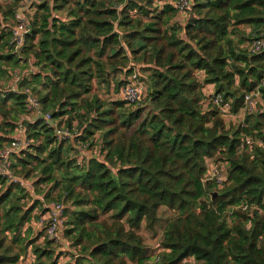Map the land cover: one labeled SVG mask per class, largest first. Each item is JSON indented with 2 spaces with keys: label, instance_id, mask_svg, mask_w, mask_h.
<instances>
[{
  "label": "trees",
  "instance_id": "16d2710c",
  "mask_svg": "<svg viewBox=\"0 0 264 264\" xmlns=\"http://www.w3.org/2000/svg\"><path fill=\"white\" fill-rule=\"evenodd\" d=\"M21 1L0 2V69L22 61L10 46L13 24H6ZM157 1L162 6L156 0L38 5L23 50L34 72L19 87L38 96L56 127L43 119L25 122L35 144L13 157L15 167L27 178L41 173L36 186H50L46 204L72 207L63 231L76 251L72 264H264V50L242 48L246 40L264 38V0H192L193 16L183 25L173 4ZM130 65L148 74L146 101L120 99L128 80L118 83L116 99L92 96L95 84L110 87L114 75L131 78ZM208 87L231 102L232 114L251 92L258 90L263 103L244 124L228 127L208 103ZM26 113L24 95L0 92L2 133L12 135ZM64 118L67 127L79 122L83 129L58 142ZM97 134L104 160L79 164V144L96 147ZM246 137L261 145L241 149ZM2 142L8 141L0 134ZM209 160L227 166L223 189L204 181ZM6 183L0 177L1 188ZM27 195L15 184L0 194V264H20L30 255L34 264H60L56 243L25 229L47 213L42 208L34 215L41 202L27 208ZM162 210L170 216L157 259L147 255L140 232L144 226L156 231Z\"/></svg>",
  "mask_w": 264,
  "mask_h": 264
},
{
  "label": "built area",
  "instance_id": "2783aa9c",
  "mask_svg": "<svg viewBox=\"0 0 264 264\" xmlns=\"http://www.w3.org/2000/svg\"><path fill=\"white\" fill-rule=\"evenodd\" d=\"M170 4H173L177 9L179 15H189V11L192 10L193 2L192 0H169ZM30 10L27 5H22L14 10V27L11 30L10 46L13 49V54L19 57L23 61V50L25 48L26 36L31 31V18ZM249 52L256 54L264 50V38L253 39L249 45ZM28 60L30 66L32 67L33 60L30 58L24 59ZM31 70L27 71H12L13 83L18 85L24 79L31 78ZM264 84V82H263ZM20 86V85H19ZM13 93L24 95L25 97V107L27 113L21 117L20 121L17 123L15 130L13 131L9 141L4 145L0 146V177L9 181L11 183H18V180L13 175L12 160L13 157L23 151H25L32 142L28 139L26 135L25 122L34 121L36 119H43L46 124L55 126L52 123V117L50 113H44L40 100L30 89H21L17 87L13 89ZM143 91L142 85L138 82L137 75L134 74L129 82L121 88L120 99L127 102L129 105H135L142 100ZM208 103H212L218 108L220 114L224 118H231L239 114L253 115L260 109V105L263 103L260 92L254 91L246 95L244 107L238 114H232V104L230 101H226L224 97L220 94H216L214 91L209 94ZM36 114V119L32 120L31 116ZM76 129H70L66 127H60L56 130V137L58 142L74 140L76 133L73 134ZM261 145V140L255 137H246L243 140L241 149L245 147H251L252 145ZM81 150L78 149L79 153L76 155L79 164H82L88 158L96 157L99 160H104V155L100 152L93 151L94 148H90L88 144H79ZM227 180V166L208 164L207 173L205 175L204 181L212 182L217 185L219 189H223ZM22 185V183H19ZM23 186V185H22ZM47 213L38 221H32L25 226V229L32 227L35 231L36 224L41 228L39 232H44V238L60 244L63 247L67 246L63 240V231L66 228L67 221V207L65 204L60 202H51L45 204L44 206ZM241 208L245 211L250 209L249 206L244 205ZM264 240V238H262ZM65 244V245H64ZM35 257L33 255L28 256V258L21 261L20 264H34Z\"/></svg>",
  "mask_w": 264,
  "mask_h": 264
},
{
  "label": "rangeland",
  "instance_id": "374dc122",
  "mask_svg": "<svg viewBox=\"0 0 264 264\" xmlns=\"http://www.w3.org/2000/svg\"><path fill=\"white\" fill-rule=\"evenodd\" d=\"M0 2L6 6H9L11 4V0H0ZM43 2H50L51 3V0H22L19 7L22 5H25V6L27 5V7L29 8L30 13H31L30 18H33L38 11V5H40ZM157 2L158 1L156 0V3ZM167 2H169V0H163L162 4L164 5ZM158 5H159V7L162 6L161 4H159V2L157 3V6ZM58 15H59V17H61L63 19H65L67 16L65 13H61ZM186 18L187 17L185 15L177 16L176 21L180 22V24L183 25V24H185V21L187 23L188 18L187 19ZM6 24H9L10 26L13 24V26L11 27V30H12V28L14 27V20L10 19ZM2 29L6 30L7 28L2 26ZM242 29H243V31H245L246 37H250L251 29H249L247 27L242 28ZM6 32H8V30ZM251 42H252L251 40L250 41L246 40L245 43L242 44V48L249 51V47H250L249 45L251 44ZM7 51L8 50H6L4 52H7ZM28 57L29 56L24 55L23 60L27 59ZM17 59H20V58L17 57ZM24 61L25 62H23V63L21 61L20 66L15 67L14 69L12 68V65H8L7 63H1L0 92L3 95L8 94V93H13L14 92L13 89L19 87V85H20V83L18 85L13 83L12 75H11L12 71H27V70L29 71V70H31L30 63H28L26 60H24ZM131 66L135 67L133 75L134 74L137 75L138 82L142 85V91H143L142 102H144V101H146L147 95L149 94V88H148L147 83H146L147 82L146 79H147L148 74L147 73L145 74L142 71H140V68L137 65H130V67ZM33 72H34V70L31 71V73H33ZM35 72H37V71H35ZM1 73H5V74H1ZM129 78L130 77H126L125 74L122 73V74L114 75V77L112 78V82L110 84V87H108L107 85L106 86L105 85L100 86V85L95 84L94 92H93L92 96L96 95L97 97H99L103 101H111L113 99H116L117 98V95H116L117 92H116L115 88L117 87L118 83L122 82L124 80L129 81ZM211 92L212 91L207 90V95L209 96V94ZM204 108H206V107H204ZM246 117L247 116H245L244 114H239V115H236V116L231 117V118H225V122H226V125L228 127H238L239 125L245 123ZM31 119L32 120L36 119V114H33L31 116ZM61 121L64 122L62 124V127L69 128L66 126L67 118H64V120H60V122ZM57 122L59 123V121H57ZM57 122H56V124H57ZM70 129H76V131H73V134L75 135V133H76L78 135L83 128H80L79 122H74L72 128H70ZM0 134L2 135L3 141H5V140L9 141L11 134H5V133H2L1 131H0ZM30 141L32 142V145L35 144L33 142V140H30ZM96 141H97V145H96V148L93 149V151H97V154H99V152L101 151V148H102V139L100 137V134H97ZM2 143H3V145L6 144L5 142H2ZM23 152H25V151H23ZM71 155H73V154H71ZM209 163L213 164V165H218L219 167H221V165H219V162H217L215 160H209ZM15 165H17V161H16V159L15 160L13 159L12 160V168H13L12 172H13L14 177L18 180V183L16 184V183H11V182L7 181L6 185L3 188H1V186H0V188H1L0 194H2L7 189V187L10 186L11 184L19 185V183H22L23 186L22 185H20V186L22 188H24V190L28 193L27 198L25 199V203L27 205V208L34 206L36 201L41 202V204L36 208V210L34 212V215H39L42 212L41 209L44 208L43 202L45 204L47 203L44 200V193L50 189V186H46V185L42 184L39 187H37L36 182L40 179L41 173L38 171H35L31 175L30 178H27L26 174L23 172V168L20 166L15 167ZM30 168H31V166L27 167V169H30ZM38 190H40L42 193L39 194ZM57 193L58 192H55L54 196H56ZM60 203H62V202H60ZM63 204H65V203H63ZM65 206L70 211H72V207L70 205L65 204ZM161 215L164 216L163 221L161 223H159L156 231L148 230L144 226V228L140 232V235L144 241V245L147 248V255L151 256V255L156 254L155 257H157V259L159 258V254L161 252V250L159 249V243L161 241L162 234H163L162 230H163V227L166 226V222L170 216V213L168 211L162 210ZM34 226L36 229V232L34 234L36 235L37 233H39L41 228L38 227L36 224H34ZM41 240L43 241V239H41ZM55 245L57 248L56 254L59 257V263L60 264H72L74 262V257H75L74 254L76 253V251L71 247L68 248V246L63 247L60 244H55ZM30 254H32V253H30ZM148 264H154V263L151 262Z\"/></svg>",
  "mask_w": 264,
  "mask_h": 264
},
{
  "label": "crops",
  "instance_id": "0c3cea01",
  "mask_svg": "<svg viewBox=\"0 0 264 264\" xmlns=\"http://www.w3.org/2000/svg\"><path fill=\"white\" fill-rule=\"evenodd\" d=\"M178 16H182V15H178ZM207 90L213 92V91H215V88H214V87H208ZM65 244H66V243H65ZM65 244H64V245H65ZM66 245H67V244H66ZM64 247H67V246H64Z\"/></svg>",
  "mask_w": 264,
  "mask_h": 264
},
{
  "label": "water",
  "instance_id": "95a60500",
  "mask_svg": "<svg viewBox=\"0 0 264 264\" xmlns=\"http://www.w3.org/2000/svg\"><path fill=\"white\" fill-rule=\"evenodd\" d=\"M192 16H193V11L191 10V11H189V16H188L187 21H188ZM216 194H217V193H216Z\"/></svg>",
  "mask_w": 264,
  "mask_h": 264
}]
</instances>
